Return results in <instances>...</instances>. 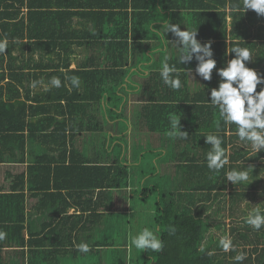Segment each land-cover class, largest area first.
I'll list each match as a JSON object with an SVG mask.
<instances>
[{
  "label": "trees",
  "instance_id": "1",
  "mask_svg": "<svg viewBox=\"0 0 264 264\" xmlns=\"http://www.w3.org/2000/svg\"><path fill=\"white\" fill-rule=\"evenodd\" d=\"M253 11L244 12L242 0H0V40L6 38L8 43L6 52L0 53V164H24L27 154L36 153L10 175V192L0 194V224L12 230V240L28 256V264H58V257L71 249L75 258L79 256L76 264H264V226L257 230L242 219V226L230 228L234 247L228 251L219 239L211 235L205 239L211 221L221 226L218 213L226 204L232 216L240 193L225 173L234 169L236 159L250 160V151L235 145L233 135H225L236 125L224 124L219 109L209 102L210 90L220 80L216 70L211 81L191 88L189 71L195 70L197 61L180 64L177 38L164 27L178 24L181 30H197L201 44L212 42L220 68L234 58L230 53L234 47L263 48L235 38L238 23L246 18L252 21ZM228 16L232 19L229 32ZM74 18L81 24L78 29L72 27ZM74 47L86 54L77 67L71 65ZM17 48L20 54L14 55ZM165 61L178 69V90L161 79ZM258 65L246 64L252 69ZM53 78L59 79V87L53 85L31 98L32 85L52 84ZM74 78L81 84H74ZM128 95L136 101L130 111ZM29 99L32 103L27 104ZM174 117L180 119L187 139L168 135ZM105 120L114 127L123 123L120 128L125 131L101 136ZM124 132L126 136L131 132L133 139L127 140ZM81 134H86L89 144L105 145V139L118 142L111 149L109 143L98 148L108 155L97 156L96 149L75 147ZM207 134L221 135L223 146L228 147L229 164L219 172L207 167L211 150L205 143ZM148 145L152 149L143 150ZM115 149L118 154L112 159L109 152ZM145 153L154 157L150 173L138 170L142 179L148 177L147 184L139 183V175L137 182L132 177ZM121 190L119 203L114 204L113 193ZM62 192L74 193L81 201V215L75 217L81 225L74 221L68 232H47L46 236L57 233L59 239L48 249L43 248L44 236L25 240V196H38L41 201ZM94 193L97 200L92 201ZM107 194L108 200H102ZM127 197L135 199L130 204L133 210L150 203L149 221L144 224L143 214L136 230H153L163 241L161 251L134 254L135 247L127 244L135 231H130L131 225L129 230L130 221L125 223L126 214H104L125 202L128 210ZM101 217L103 229L95 231L93 226ZM86 231L91 250L80 253L73 242ZM241 253L245 259L236 261Z\"/></svg>",
  "mask_w": 264,
  "mask_h": 264
},
{
  "label": "clouds",
  "instance_id": "2",
  "mask_svg": "<svg viewBox=\"0 0 264 264\" xmlns=\"http://www.w3.org/2000/svg\"><path fill=\"white\" fill-rule=\"evenodd\" d=\"M243 11L254 10L258 15H264V0H242ZM167 33L171 32L177 38V49L180 52V64L190 63L193 58L197 61L195 72L205 81H211L213 70L220 80L216 88L210 90L209 102L213 107L219 109V116L226 125H236V135L240 141L251 145L252 150L258 153L264 150V87L257 91L258 85H264V75L258 74L255 69L247 67L246 64L252 57V52L248 48L234 47L230 53H234V58L229 60L225 66L216 67V60L213 58L212 42L201 44L197 40V30H181L178 24L164 25ZM7 39L0 40V53L7 50ZM160 76L163 82L174 90L181 88L179 72L175 65H170L165 61L160 69ZM74 84H78V79H73ZM52 84L60 86L58 78H53ZM171 131L168 135L179 136L187 139V132L180 130V119L174 117L171 121ZM205 143L211 145V150L207 153V167L211 171L219 172L229 164L228 149L224 145L223 137L219 134H207ZM227 181L238 184L249 180L248 170L231 169L225 173ZM131 193V189H129ZM255 229L264 226V214L257 210L250 213L246 221ZM174 231V229H173ZM5 234L0 232V239ZM131 245L138 250L159 252L163 248V241L153 230L145 227L131 237ZM220 245L224 251L233 248L231 239L223 237ZM80 253H88L91 249L86 242L76 245ZM243 253L235 257L236 261H243Z\"/></svg>",
  "mask_w": 264,
  "mask_h": 264
},
{
  "label": "crops",
  "instance_id": "3",
  "mask_svg": "<svg viewBox=\"0 0 264 264\" xmlns=\"http://www.w3.org/2000/svg\"><path fill=\"white\" fill-rule=\"evenodd\" d=\"M254 14L252 15L253 19L252 21H246V19H243L238 23L237 26V31H236V37L239 38L242 42L244 40H248L249 42H254L256 45L263 44V48L258 50L257 46L254 49H250L252 52V57L250 60L247 62L249 64H259L256 66L255 70H260L264 72V16L258 15L255 11H253ZM231 17L228 16L226 17V31L229 32L231 29ZM79 26L81 27V24H79V20L77 18H74L72 27L73 29H78ZM89 26L87 24L83 25ZM259 38V39H256ZM231 38L229 36L226 37L225 42L228 43L230 42ZM246 41V42H248ZM165 46V45H164ZM166 47V46H165ZM83 48H73V56L71 57V65L72 66H79L81 64V61L85 59V50L83 51ZM45 60V57L43 58ZM142 75H146L142 74ZM203 79L198 76L195 72V70L189 71V84L191 88H193L196 85L202 84ZM66 86H68V83L65 82ZM81 84V81L79 82V85ZM53 84H49L44 82H41L37 84L36 86H31L32 92H31V98L39 93H45L50 87H52ZM129 96V95H128ZM131 97V96H129ZM26 103H32L31 99L26 100ZM226 136H231L233 135V143L235 145H238L241 148L248 149L250 151V156L251 159L248 160L247 158H239L238 160L236 159L234 161V169H241V170H248L249 172V180L246 182L238 183V184H233L235 190L240 193V196L238 200L233 203V206L235 205L236 211L240 212V214L243 216L246 214L245 211L240 210L239 205L248 200L253 199L252 195V190L256 189L258 184L262 182L263 180L260 179L259 175L263 174L264 175V150L259 151L258 153H255L251 145L240 141L238 136L236 135V127L232 129V131H227L225 132ZM83 140L87 141V138L84 137V134L80 135L78 140H75V147L78 150H83L85 142L83 143ZM228 148V147H227ZM28 150V151H27ZM30 147L27 144L26 146V151L27 153L29 152ZM35 150V149H32ZM26 153V154H27ZM36 153H33V155ZM33 155H26L25 156V163L24 164H10V163H4L0 164V194H8L10 191L8 189L9 187V181H10V175H13L18 171V169L24 168V165L27 164L34 156ZM19 165V166H18ZM259 166V168H256V166ZM8 173V174H6ZM260 173V174H259ZM251 179L254 180V182H251ZM231 183L230 181H228ZM232 184V183H231ZM227 192V191H226ZM97 193V192H96ZM96 193H94V196L92 198V201L97 200ZM254 193V192H253ZM262 196H264V187H262ZM260 194V195H261ZM110 195H106L105 197H102V200H108ZM53 199H56V202L53 201ZM81 201L76 198V195L73 193L72 196H70L67 192H62L61 195H56V196H48L44 200L41 199L39 201L38 196L35 197H29L25 196V214H26V221L24 223V229L22 231V236L23 238L30 239V236L33 237H40L44 236V246L43 248H50L51 242L55 240H59L56 238L57 233L50 234L46 236V233L49 232L50 230H55L56 232H68L69 231V226L72 222L77 221L79 222L78 219L75 217L81 215ZM107 204V201H106ZM248 203H245V207L247 206ZM113 210L116 209L115 207L112 208ZM234 210V208L232 209ZM226 211V209L223 210V213ZM264 208L260 211L263 212ZM89 212V211H88ZM108 211H105L104 214H106ZM256 212V211H255ZM255 212H252L254 214ZM229 214V211H228ZM103 216V215H102ZM229 216H231L229 214ZM69 217L68 221H65V218ZM104 217H101L99 219V222L95 224L94 229L96 231L97 225H99L100 222H102ZM244 219L243 217L240 218L239 220L241 221ZM242 222V221H241ZM239 223L238 226H242V223ZM81 225V222H79ZM236 227V226H235ZM11 229H4L1 227L0 224V232H3L5 235L3 236L2 239H0V264L4 262V264H28V256L23 254L21 251L22 249L19 248V245L13 241L11 237ZM89 234V232H88ZM88 234L86 232H82L78 235L76 242H73L74 248H76V245L80 244L83 242V240L90 245V242L88 240ZM84 237V238H83ZM63 240L65 242H68V238L63 237ZM74 240V233L71 234L70 242ZM38 247V246H36ZM79 256H73L72 254V249L70 252L67 253L62 258L58 257V264H76L78 261ZM47 260V259H46ZM42 261V260H37V262ZM54 263V262H53Z\"/></svg>",
  "mask_w": 264,
  "mask_h": 264
},
{
  "label": "rangeland",
  "instance_id": "4",
  "mask_svg": "<svg viewBox=\"0 0 264 264\" xmlns=\"http://www.w3.org/2000/svg\"><path fill=\"white\" fill-rule=\"evenodd\" d=\"M84 51V50H83ZM13 54L14 55H19L20 54V50L17 48V49H14L13 50ZM135 103L136 101L133 99V97H129L128 99V110L130 111L133 107H135ZM97 120L99 121V117L97 116L96 117ZM112 122V120H110ZM114 124V123H112ZM112 124H109L106 120H105V123H104V133H100L101 136L103 137H108L110 135L109 131H112L113 133L115 131L118 130V132H121V131H125V129L122 130V128L120 127H123V123H120V126H117V127H114ZM135 132H138V131H135ZM125 133V132H124ZM128 135L126 136V133H125V138L128 140L133 139V134L130 132V133H127ZM141 134V133H139ZM86 134H84L85 136ZM98 136V135H97ZM110 139H113L112 137H110ZM122 139V138H121ZM114 142V145L118 142V141H115L113 140ZM85 142V148L88 149L89 151H93L94 149H96V151L98 152L97 153V156H100L102 155L103 157L107 156V154H104L105 152H102L101 150L99 151L98 148H107L108 146V143H109V148H114V145L113 143L111 144V140H107L105 139V142L106 144L103 145L101 142H99V144H96V143H88V141H84ZM88 143V145H86ZM145 146V145H144ZM144 146H142V149L144 148ZM93 148V150H92ZM147 149H152L150 145H148L146 148H144L143 150H147ZM111 151V150H110ZM115 152H117V150L115 149L114 151H111L109 152V155H110V158H114L115 156H117L118 152L115 154ZM28 155V154H27ZM153 154L152 153H145L144 154V158H143V161L140 164V166L142 165V168H140V166H136L134 167V169L132 170L133 172V180L134 182H137L138 180L139 183H144L147 184V178L146 177L145 179H142V175L138 173V170L140 171H143V172H151V167H152V159H153ZM30 160V159H29ZM260 165L256 166V168H259ZM0 174H1V171H0ZM260 174V173H259ZM138 175L140 176V178L138 179ZM260 179H262L263 181L260 182V184H258L257 188L252 190V195H253V199L252 200H248V201H244L242 202L240 205H239V208L240 210H243L246 212L245 215H241L240 212L236 211V208H235V205L233 206L234 210H233V214L232 216H229L228 214V204H226V211L223 213V211H220L218 213V216H220L218 218V221H221V226L219 228H217L216 226H214L213 222L211 221V224L209 226V231L207 232V234L205 235V239L207 240V235H211L213 240H221V238L223 237H228L229 239L232 237L233 234H230V228L231 227H234V226H237L239 225V223L243 220H239L240 218H244V219H248L249 218V214L252 213V212H255L257 210L261 211L263 208H264V196H262V187H264V175L263 174H260L259 175ZM138 179V180H137ZM137 180V181H136ZM251 182H254L253 179H251ZM149 185V184H148ZM123 190L119 191V192H114V198L117 200H114V204H118L119 203V198L121 197V194H123ZM254 192V193H253ZM129 195V192L127 193ZM261 194V195H260ZM148 200V199H147ZM127 202L129 204V207H128V210H125L127 208V204L126 202L124 203V206L122 205H119V207H117L116 209H114L113 211H108L107 213H109V215H116V214H126L127 216V219L125 221V223H127L128 221L131 222V224L129 223L128 224V228L130 230V225H131V230L132 232L135 231V233L133 235H135L137 232L136 228L140 227L142 225V220L139 222V220L143 217V214H145V222L144 224H146L148 221H149V215L151 213V205L150 203H147L145 202V204L141 205L142 208H140V210H133L131 207H130V204L134 203L135 202V199H131L129 197H127ZM148 202H151V200H148ZM245 203H248V207H245ZM130 219V220H129ZM133 219V220H132ZM114 221H115V218H114ZM137 224H139V226H137ZM98 231L102 230L103 229V224L102 222L99 223V225L96 226ZM84 238V237H83ZM83 242H85L83 240ZM127 245H131V240L128 241V244ZM132 246V245H131ZM129 247V246H128ZM134 247V246H133ZM138 249L135 248V251L132 250V252L135 254L137 253Z\"/></svg>",
  "mask_w": 264,
  "mask_h": 264
}]
</instances>
